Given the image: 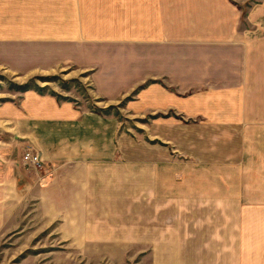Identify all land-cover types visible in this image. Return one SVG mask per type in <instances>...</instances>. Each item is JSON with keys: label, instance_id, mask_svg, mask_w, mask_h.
<instances>
[{"label": "crops", "instance_id": "0c3cea01", "mask_svg": "<svg viewBox=\"0 0 264 264\" xmlns=\"http://www.w3.org/2000/svg\"><path fill=\"white\" fill-rule=\"evenodd\" d=\"M242 16L230 0H0V70L63 73L109 105L133 96L129 111L166 113L190 141L173 155L179 140L138 143L114 114L34 89L0 104L4 128L54 167L51 188L80 191L88 225L143 189L145 264H207V250L209 264H264V136L250 132L264 131V36Z\"/></svg>", "mask_w": 264, "mask_h": 264}, {"label": "rangeland", "instance_id": "374dc122", "mask_svg": "<svg viewBox=\"0 0 264 264\" xmlns=\"http://www.w3.org/2000/svg\"><path fill=\"white\" fill-rule=\"evenodd\" d=\"M230 2L243 12L241 25L249 26L252 36L262 38L264 0ZM39 76L18 79L9 72L0 70V104L16 101L17 95L22 91L19 89L21 85L29 84L32 88L45 87V94H55L60 99L75 103V98H78L79 104H84L92 110L105 109L108 113L102 114H114L122 122V133L135 137L138 143H153L151 135L164 141L167 136L174 138L176 142L179 140L180 149H183L180 151L177 145H173V148H170L171 154L191 152L190 147H186L190 141L185 138L182 140V137L173 133L166 125V120L171 118L166 117V113L146 116L129 111L126 103L133 101V96L120 104L109 105L104 100H96L88 85L80 80H72L63 73L43 79ZM43 80L49 82L43 83ZM72 91L75 92L72 96L62 97L59 94ZM153 123L154 126L150 127ZM183 123L188 126L186 129L190 132L197 130L201 139L209 131L205 126L190 128L192 124L201 123L194 122L193 119ZM250 132L251 137H258L259 134L264 136V131ZM20 139L16 126L4 128V121L1 120L0 264H145L144 220L145 217L151 219L152 210L148 209L146 214L143 199L146 196L143 189L135 196L136 201L133 197L134 201L125 207L117 203H101L100 206H103L100 213L107 217L99 219L103 224L98 230L99 225H88L92 219L87 217L86 208L82 207L80 191H69L66 194L63 189L66 186L62 184L57 186V189L51 188L55 186L54 174L50 172L54 167H51V164L47 165L42 160L38 167L25 163L26 153H37L32 149L25 150ZM154 144L165 146L163 153L166 152V145L162 142L157 141ZM137 153H141L139 146ZM46 175L48 177H45ZM91 211L99 214L95 206L88 213ZM129 212L133 213L132 216L125 217L124 214ZM152 223L155 224V219ZM164 224L166 225V220ZM228 229L230 234V225ZM98 232L102 235L98 236ZM210 254L208 250L204 252L207 264L211 260Z\"/></svg>", "mask_w": 264, "mask_h": 264}, {"label": "built area", "instance_id": "2783aa9c", "mask_svg": "<svg viewBox=\"0 0 264 264\" xmlns=\"http://www.w3.org/2000/svg\"><path fill=\"white\" fill-rule=\"evenodd\" d=\"M24 160L26 164H32L37 167L41 165V160L43 161L42 157L38 153L34 154L30 152L25 154Z\"/></svg>", "mask_w": 264, "mask_h": 264}, {"label": "trees", "instance_id": "16d2710c", "mask_svg": "<svg viewBox=\"0 0 264 264\" xmlns=\"http://www.w3.org/2000/svg\"><path fill=\"white\" fill-rule=\"evenodd\" d=\"M19 89L22 90V91H27V90H30V89H34V90H36L40 94H42L44 92L43 88H32V87L29 86V84H26L24 86L22 85V86L19 87ZM51 95L56 96L58 98V100H60V97L59 96H57L55 94H51ZM95 112L96 113H100V114H102V113H105V114L108 113V111H106L105 109H95Z\"/></svg>", "mask_w": 264, "mask_h": 264}, {"label": "bare ground", "instance_id": "6f19581e", "mask_svg": "<svg viewBox=\"0 0 264 264\" xmlns=\"http://www.w3.org/2000/svg\"><path fill=\"white\" fill-rule=\"evenodd\" d=\"M45 177H48V175H46ZM50 177V176H49Z\"/></svg>", "mask_w": 264, "mask_h": 264}]
</instances>
